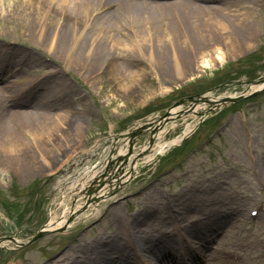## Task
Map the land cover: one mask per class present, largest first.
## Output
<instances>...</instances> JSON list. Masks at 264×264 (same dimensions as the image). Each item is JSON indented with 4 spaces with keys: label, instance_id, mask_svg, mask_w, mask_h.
Returning a JSON list of instances; mask_svg holds the SVG:
<instances>
[{
    "label": "rangeland",
    "instance_id": "obj_1",
    "mask_svg": "<svg viewBox=\"0 0 264 264\" xmlns=\"http://www.w3.org/2000/svg\"><path fill=\"white\" fill-rule=\"evenodd\" d=\"M257 3L254 11L257 22L250 36V44L228 51L223 61L216 60L209 67L197 69L188 66L186 79L164 82L156 74L149 73L144 74V82H136L130 89L124 90L109 73H104L96 82H90L83 75L75 77L73 71L66 73L67 80L71 82H68L71 87L67 93L83 110L85 122L76 132L75 138H71L67 132H60L53 140L44 135L41 143H46L48 148L54 150L44 151L38 140H25L23 130L20 137L30 151L23 147L8 152L0 147V237L14 236L22 243L27 242L37 230L43 229L52 212L59 215L62 207L59 191L63 186L66 165H71L66 164L65 159L74 151L81 156L86 150L87 157L88 149L93 150L92 153L108 150L106 140L111 134H123L151 117L158 118L182 98L195 96L203 89L204 95L208 96L237 98L244 94L245 99H237L236 102L224 100L221 104L224 114L218 121L201 127L197 132L198 137L189 140L184 151H176L168 158H165L166 153L162 157L161 168H172L157 180L149 182L151 175L155 177L161 170L160 167L157 170L155 168L157 159L146 166L143 175L150 178L137 195L120 202L116 208H111L104 199L101 208L86 218L80 216L70 225L48 231L29 244L1 249L0 264H68L66 259L57 261L65 250L80 256L79 248L86 243L94 249L88 251L89 255L95 256L96 249L109 247L104 240L109 243L112 238L115 242L133 245L137 228L141 230V237L145 231H151L148 237L159 238L161 233H173L175 228L185 226L194 217L202 218V213L208 214L209 209L219 206V202L226 206L232 219L217 227L214 241L208 243L212 251L208 253L210 264H264V208L262 219L248 217V210L254 203L255 207L260 204L264 206V184L258 176L260 162L264 163V90L258 92L257 89H251L253 82H246L250 76L248 72L257 74L258 80H264V65L260 64L258 58L264 56V0H257ZM25 28L22 18L16 15L3 18L0 15V48L8 46L18 51L29 50L27 46L36 43V39L25 36ZM248 56L250 62L254 59L253 63L258 67H254L253 63H242V59ZM50 58L53 61H49V64H62V60ZM239 75L241 77L231 83H220V80L233 79ZM18 86L12 92L21 93L23 88ZM187 103L183 106L186 107ZM213 104L208 102L205 108ZM188 113L179 117L174 126L171 125L172 121L166 125L168 130L163 142L181 134L187 123L191 122V114ZM218 126L217 132L215 129ZM135 137V144H149L150 133L147 131L136 132ZM121 139L119 142H123V137ZM157 141L154 140L153 145ZM151 152L152 149H147L140 157L146 160ZM69 161L73 162V157ZM46 162L56 169L50 171ZM59 162L65 163L61 165ZM135 182L127 187L128 191L145 184L137 185ZM12 191H16L19 197L13 198ZM128 206L132 207L137 217L131 225L126 227L125 223L124 227L119 218L125 217L123 219L128 221L124 212L125 209L130 212ZM174 209L178 211L174 212ZM147 215L153 216L149 219L153 223L149 227L140 224L133 229L138 219ZM84 225L87 227L82 229ZM156 231H160V234ZM66 243L67 247L62 248ZM206 243H194V251L201 252L199 250L205 245L207 247ZM126 251L131 255L130 258L126 257L129 264H139V257L145 256L143 251L140 256L138 251L131 254L129 249ZM229 254L235 256V261ZM151 261L154 264L170 262L163 256H153Z\"/></svg>",
    "mask_w": 264,
    "mask_h": 264
},
{
    "label": "bare ground",
    "instance_id": "obj_2",
    "mask_svg": "<svg viewBox=\"0 0 264 264\" xmlns=\"http://www.w3.org/2000/svg\"><path fill=\"white\" fill-rule=\"evenodd\" d=\"M256 3L257 0H0V15L3 18L10 15L22 18L26 26L24 35L36 39L29 50L18 51L8 46L0 48V147L8 152L23 147L30 151L17 134L21 129L26 130L31 139L38 140L44 151L54 150L41 143L44 135L52 139L60 132H67L71 138L76 137L85 117L80 115L81 110L70 101L67 93L71 82L65 75L69 71H73L75 77L83 75L90 82H96L104 73H109L118 80L122 89L128 90L132 84L144 82V74H156L164 82L177 78L183 80L186 79L188 66L199 69L214 64L216 60L223 61L228 51L250 44L257 22L254 12ZM41 56L46 57L47 62ZM50 56L62 60V65L56 68L49 64L53 61ZM26 66H31V70L24 73ZM36 68L39 70L36 71ZM20 83L26 91L22 97L10 92ZM251 85V89H257L264 85V81ZM208 99L214 105H220L224 100L220 96H205L197 102L195 99L189 101L187 108L178 103L160 118L151 117L137 124L134 131L123 135V142L114 145V150L125 162L135 160L133 158L145 152L150 145L135 144V133L147 131L150 142L158 139L145 161L149 163L178 143L193 127L188 124L185 134L163 142L168 130L166 125L172 121L174 126L178 116L192 109L194 116H199L200 107L203 113L206 112ZM26 107L32 110H26ZM57 109L60 110L57 112ZM52 144L55 145V142ZM46 163L50 171L56 169L51 163ZM80 163L84 171L78 176L66 173L64 184L73 187V190L60 189L61 211L59 215L50 213L44 225L46 231L68 226L80 216H90L101 208V202L111 192L113 170L106 172L108 179L94 187L90 186L91 179L101 176V170L90 161ZM260 164L258 175L264 181V163ZM130 167L139 169V163L135 162L133 166L127 164L125 174L130 173ZM209 210L208 214L202 213L204 215L199 222L178 230L173 237L160 234L161 230L156 231L160 234L159 238L148 237L151 231H145L141 237V230L136 227L140 224L149 227L153 223L149 219L153 216L138 219L137 226H133L137 233L133 245L139 256L141 251L145 252V256L139 257V264H154L151 261L153 256H163L174 261L171 262L173 264H181L183 258H176L175 255L180 246L184 250L183 255L188 257V264L207 263L208 253H212L208 243L214 241L217 227L232 219L229 210L220 202L217 208ZM123 218L120 217L119 221L125 227L127 222ZM185 234L189 236H185L187 243L182 240ZM203 239L208 241L207 247L199 250L200 254L195 257L192 251L194 243ZM92 249L85 243L79 248L80 256L66 250L64 258L70 264H84L82 261L85 264L128 263L127 251L113 239L109 247L98 250L95 256L88 255Z\"/></svg>",
    "mask_w": 264,
    "mask_h": 264
},
{
    "label": "water",
    "instance_id": "obj_3",
    "mask_svg": "<svg viewBox=\"0 0 264 264\" xmlns=\"http://www.w3.org/2000/svg\"><path fill=\"white\" fill-rule=\"evenodd\" d=\"M41 235H43L42 231L39 232V233H37V234L34 236V238H33L32 240L36 239L37 237H39V236H41Z\"/></svg>",
    "mask_w": 264,
    "mask_h": 264
},
{
    "label": "trees",
    "instance_id": "obj_4",
    "mask_svg": "<svg viewBox=\"0 0 264 264\" xmlns=\"http://www.w3.org/2000/svg\"><path fill=\"white\" fill-rule=\"evenodd\" d=\"M248 75H250V76H249L250 78H254V77L256 76V74H254V73L251 75L250 72H248Z\"/></svg>",
    "mask_w": 264,
    "mask_h": 264
}]
</instances>
